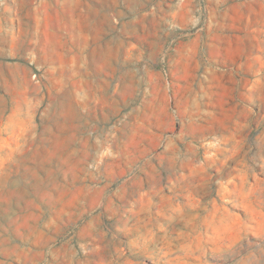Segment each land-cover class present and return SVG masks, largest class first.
I'll return each instance as SVG.
<instances>
[{
    "label": "rangeland",
    "instance_id": "rangeland-1",
    "mask_svg": "<svg viewBox=\"0 0 264 264\" xmlns=\"http://www.w3.org/2000/svg\"><path fill=\"white\" fill-rule=\"evenodd\" d=\"M0 264H264V0H0Z\"/></svg>",
    "mask_w": 264,
    "mask_h": 264
}]
</instances>
